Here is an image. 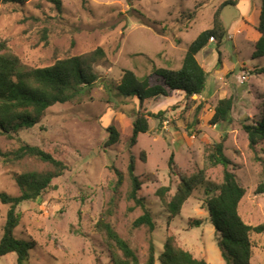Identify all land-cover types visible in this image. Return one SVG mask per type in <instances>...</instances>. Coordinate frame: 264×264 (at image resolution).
Listing matches in <instances>:
<instances>
[{
	"label": "rangeland",
	"instance_id": "obj_1",
	"mask_svg": "<svg viewBox=\"0 0 264 264\" xmlns=\"http://www.w3.org/2000/svg\"><path fill=\"white\" fill-rule=\"evenodd\" d=\"M58 1L59 9L49 0H25L22 4L0 0V42L24 65L47 67L58 59L97 48L105 53V59L94 67L97 83L82 102L55 104L35 126L21 129L17 136L0 135L3 152L20 145L35 146L66 166L38 201L18 207L21 219L13 233L17 239L36 243L26 264H110L95 223L112 197L113 214L108 219L118 234L130 241L139 264L146 260L150 239L158 258L167 216L154 196L155 190L169 186L171 197L181 176L189 177L200 170L204 171L205 183L220 184L222 166H211L208 155L223 136L224 155L236 165L232 168L246 191L239 214L246 224H264V154L250 149L243 129L262 108L259 98L264 95V57L254 55L258 34L254 24L244 25L242 18L256 10V22L261 0H233L235 6L222 7L227 37L220 47V64L214 41L197 54L198 63L207 70L201 96L185 99L173 93L148 101L143 107L146 112L163 115L159 120L148 119V131L138 135L133 147L128 146V140L139 107L136 100L122 98L115 89L122 71L143 77L157 68L178 69L189 44L211 27L214 11L225 0ZM242 75L243 82L238 79ZM229 97L233 100L231 122L211 124L217 101ZM110 126L118 131L119 141L108 147ZM130 155L135 159L134 173L142 182L139 195L156 222L152 234L145 228L131 229L141 212L127 211L132 206L125 199ZM171 156L172 170L168 165ZM110 166L124 175L116 195ZM50 169L36 158L12 164L0 159V192L18 196L14 176ZM205 183L193 191L169 228L194 257L207 264H225L202 203ZM7 208L0 202V239ZM195 220H201L202 225L191 228L188 224ZM251 240V264H264V233L253 234ZM0 264H17L16 255L0 257Z\"/></svg>",
	"mask_w": 264,
	"mask_h": 264
},
{
	"label": "trees",
	"instance_id": "obj_2",
	"mask_svg": "<svg viewBox=\"0 0 264 264\" xmlns=\"http://www.w3.org/2000/svg\"><path fill=\"white\" fill-rule=\"evenodd\" d=\"M1 1L22 4L25 0ZM49 1L59 9L58 0ZM235 5L236 2L233 0H225L217 7L212 15L211 27L202 31L189 44L178 69L157 68L143 77H138L130 70L122 71L115 89L122 98L136 100L139 107L132 122L129 147L137 143L139 134L148 131L149 118L159 120L163 115V113L146 112L143 107L148 101L168 97L173 93H180L185 99L202 94L207 73L198 63L196 56L209 44L210 39H213L220 64V47L227 37V30L221 20V10L224 6ZM255 30L258 39L254 42V55L263 58L264 0H261L260 15ZM104 59V51L97 48L88 54L58 59L51 66L31 68L24 65L18 57L7 53L5 43L0 42V135L17 136L21 129L35 126L45 116L46 111L55 104L82 102L90 95L97 83L98 76L94 67ZM259 100L262 105L259 117H253L251 123L245 125L243 129L247 134L250 149L255 154L257 150L264 154V95ZM232 105L231 97L218 100L213 108L211 124L230 123ZM107 133L106 146L117 144L118 131L110 126ZM225 138L223 136L219 142L214 143L208 155L211 166H222L220 184L205 183L204 171L200 170L189 177L181 176L176 191L171 197L169 186H160L155 190L154 196L167 216L166 235L158 258L153 240H149L144 264H155L156 261L158 264H207L204 259L194 257L181 246L178 238L169 228L172 219L180 215L182 206L191 197L193 191L203 183L205 184L202 203L209 222L214 227V235L222 259L225 264H251L254 249L251 236L264 233V224L256 226L246 224L239 214V204L246 191L232 168L236 165L224 155ZM24 158H36L48 164L51 169L42 172L25 171L14 176L19 190L18 196L0 192V202L8 207L0 239V257L13 253L16 255L17 264H26L29 252L36 246L34 241L17 239L13 233L21 219V214L18 212L19 205L38 201L47 190L52 188V181L66 170V166L61 161L35 146L20 145L17 149L7 152L0 149V159L4 164H12ZM168 165L172 170V156ZM109 169L114 175L113 191L116 195L119 194V188L124 182V175L114 166H110ZM134 171L135 159L130 155L126 170L129 187L125 199L131 202L132 206H129L127 211L139 209L141 212L132 221L131 229L145 228L149 234H152L156 222L145 199L139 195L142 182ZM259 190V193H263L262 189ZM113 208L114 197L95 223V231L101 238L109 262L139 264V257L130 241L122 238L108 219L113 214ZM188 225L191 228H198L202 225V221H191Z\"/></svg>",
	"mask_w": 264,
	"mask_h": 264
},
{
	"label": "crops",
	"instance_id": "obj_3",
	"mask_svg": "<svg viewBox=\"0 0 264 264\" xmlns=\"http://www.w3.org/2000/svg\"><path fill=\"white\" fill-rule=\"evenodd\" d=\"M256 12V10H252V14L251 13H249L245 18H242V21H243V23H244V25H248V26H252L253 24H254V29H255V26H257V24H258V20H259V16H256V19H257V21L255 22V20H253L254 19V13ZM255 22V23H254ZM243 23H241V24H243ZM242 27V25H239V27ZM239 30L237 29L235 32L237 33ZM228 36H231L230 34H228ZM196 59H197V56H196ZM198 61V60H197ZM202 66V68L207 72V70H206V67H205V65L203 64V65H201ZM201 96V95H200Z\"/></svg>",
	"mask_w": 264,
	"mask_h": 264
},
{
	"label": "built area",
	"instance_id": "obj_4",
	"mask_svg": "<svg viewBox=\"0 0 264 264\" xmlns=\"http://www.w3.org/2000/svg\"><path fill=\"white\" fill-rule=\"evenodd\" d=\"M210 41H213V39H210ZM238 79L243 82L245 80V77L242 75V76H239Z\"/></svg>",
	"mask_w": 264,
	"mask_h": 264
}]
</instances>
